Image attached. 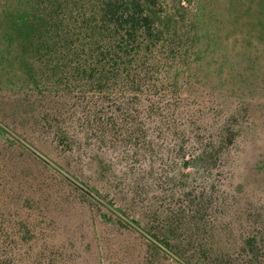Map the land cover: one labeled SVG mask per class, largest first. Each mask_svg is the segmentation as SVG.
Returning <instances> with one entry per match:
<instances>
[{"label":"trees","instance_id":"trees-1","mask_svg":"<svg viewBox=\"0 0 264 264\" xmlns=\"http://www.w3.org/2000/svg\"><path fill=\"white\" fill-rule=\"evenodd\" d=\"M254 42L264 0H0V178L45 164L82 205L2 183L0 264L71 261L49 245L71 213L135 264H264V206L236 225L213 202L264 96Z\"/></svg>","mask_w":264,"mask_h":264},{"label":"rangeland","instance_id":"rangeland-1","mask_svg":"<svg viewBox=\"0 0 264 264\" xmlns=\"http://www.w3.org/2000/svg\"><path fill=\"white\" fill-rule=\"evenodd\" d=\"M250 50L258 54H255L257 58H263L264 51L261 50V45L258 43L254 42ZM245 101L249 107V119H252L254 125L246 135L236 138L233 151L230 152L232 154L231 159L224 164L220 172L214 175V181L220 189L217 199L213 201L215 202L214 205L225 204L224 211L222 210V213L225 214L224 217L230 219L236 225L247 222L248 217L244 210L249 207L251 199L258 207L264 206V171L258 172L256 170L260 158L264 156V96L257 94L256 97L246 98ZM5 130L12 137L15 136L6 128ZM19 150L21 149H17V151ZM49 164L52 166L51 163ZM37 166L39 168L35 171L39 172V177H33L29 182L24 179H17L19 177H14L10 172H6L4 167L3 170L6 175L4 174L3 178H0V191H3L2 183H5L6 187H12L17 192L21 190L20 187L24 186V188H29L31 193L44 195L50 207H52V203H55L54 199L57 198L63 199L67 203H73L78 208L82 207L78 203L80 200L72 190L73 187L61 175L65 174L64 172L61 170L55 171L45 164ZM192 171L191 167L184 169V172L190 173ZM65 175L67 176V174ZM6 191L10 192L8 189ZM0 204H3L1 195ZM53 206L55 207L54 204ZM222 213L220 214L222 215ZM46 216L49 218V215ZM75 216L74 213H71L67 219H61V222H64L68 227L61 226L60 229L63 232L56 234L54 231H46L47 236L49 234L50 236L53 235V232L55 233L51 240L53 244L49 243L54 251H58L61 244L65 243L64 239H66V242L75 243L73 246L77 247L78 250L72 251L73 259L66 261V264H135L132 256L125 252L117 241L107 244V239H104L107 237V231H102L101 234V230L92 233L93 225H90L89 229L87 226L82 228L80 227V221L82 223L84 221L80 217L75 218ZM94 235L100 238L102 246L97 245L93 238ZM80 238L82 239L80 240ZM109 239L111 240V237ZM66 248L69 251V247ZM38 250H40L39 248L36 251L40 252ZM171 259L168 264H185L172 255Z\"/></svg>","mask_w":264,"mask_h":264}]
</instances>
